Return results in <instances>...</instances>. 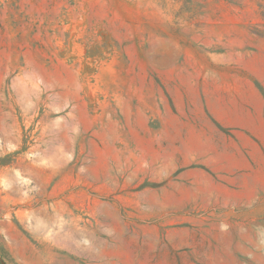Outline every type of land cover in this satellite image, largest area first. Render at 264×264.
I'll return each mask as SVG.
<instances>
[{
	"label": "rangeland",
	"instance_id": "374dc122",
	"mask_svg": "<svg viewBox=\"0 0 264 264\" xmlns=\"http://www.w3.org/2000/svg\"><path fill=\"white\" fill-rule=\"evenodd\" d=\"M0 264H264V0H0Z\"/></svg>",
	"mask_w": 264,
	"mask_h": 264
},
{
	"label": "bare ground",
	"instance_id": "6f19581e",
	"mask_svg": "<svg viewBox=\"0 0 264 264\" xmlns=\"http://www.w3.org/2000/svg\"><path fill=\"white\" fill-rule=\"evenodd\" d=\"M77 249H78V250H81L83 253H84V252L87 253L88 251H91V250H92V248H87V247H83V246H78ZM78 250H77V251H78ZM84 254H85V253H84Z\"/></svg>",
	"mask_w": 264,
	"mask_h": 264
}]
</instances>
